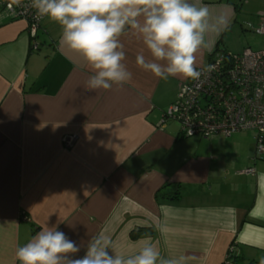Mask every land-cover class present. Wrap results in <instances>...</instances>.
<instances>
[{"label": "crops", "instance_id": "1", "mask_svg": "<svg viewBox=\"0 0 264 264\" xmlns=\"http://www.w3.org/2000/svg\"><path fill=\"white\" fill-rule=\"evenodd\" d=\"M201 2L229 25L209 36L198 68L216 49L264 50V36L251 32L264 21V0ZM38 35L39 45L0 6V264H19L16 249L54 225L81 246L77 258L104 232L123 255L150 237L184 264H224L228 255L259 264L264 153L257 156L255 133L193 136L196 148H175L190 137L165 114L187 80L139 68L137 54H150L136 30L120 37L131 81L95 92L84 89L91 69L61 44L60 26L45 19ZM165 185L162 195L178 188L179 198L159 197Z\"/></svg>", "mask_w": 264, "mask_h": 264}, {"label": "clouds", "instance_id": "2", "mask_svg": "<svg viewBox=\"0 0 264 264\" xmlns=\"http://www.w3.org/2000/svg\"><path fill=\"white\" fill-rule=\"evenodd\" d=\"M37 19L60 26V42L80 56L91 69L86 91L111 90L131 81L126 51L120 37L136 30L150 58L136 56V65L155 77L197 81L211 73L213 65L198 70L197 53L210 47L209 36L218 35L229 18L213 14L201 0H31ZM81 246L58 226H45L15 251L19 264H184L185 257L165 258L146 238L131 255L114 250L111 237L100 232ZM264 264V256L259 258Z\"/></svg>", "mask_w": 264, "mask_h": 264}, {"label": "built area", "instance_id": "3", "mask_svg": "<svg viewBox=\"0 0 264 264\" xmlns=\"http://www.w3.org/2000/svg\"><path fill=\"white\" fill-rule=\"evenodd\" d=\"M0 6L11 19L25 21L37 43L35 33L45 19L36 18L31 0H0ZM251 32L264 36V21ZM207 65H213L214 70L182 85L177 100L166 111L165 120L180 123L182 135L186 137H230L240 132H254L257 156L261 157L264 153V50L247 49L236 55L216 49ZM74 141L72 136L64 138L67 146ZM246 173L252 174L254 170L249 168ZM231 257L228 255L224 264H233Z\"/></svg>", "mask_w": 264, "mask_h": 264}, {"label": "rangeland", "instance_id": "4", "mask_svg": "<svg viewBox=\"0 0 264 264\" xmlns=\"http://www.w3.org/2000/svg\"><path fill=\"white\" fill-rule=\"evenodd\" d=\"M170 121H173L171 122L172 125L178 129V130H181V125L180 123H178L177 121H174V120H170ZM221 138V137H220ZM185 140V141H184ZM195 140V138L193 137H190V138H186V139H181L175 148H180V147H186V148H196V145H194L193 141ZM199 140V139H198Z\"/></svg>", "mask_w": 264, "mask_h": 264}, {"label": "trees", "instance_id": "5", "mask_svg": "<svg viewBox=\"0 0 264 264\" xmlns=\"http://www.w3.org/2000/svg\"><path fill=\"white\" fill-rule=\"evenodd\" d=\"M183 137H186V136H183ZM168 187L169 185H165L163 188H161L160 191H158V196L160 197L162 195L161 194L162 190ZM166 196L169 197V200L178 199L180 196V191L178 188L171 189L169 193L162 195V197H166Z\"/></svg>", "mask_w": 264, "mask_h": 264}, {"label": "water", "instance_id": "6", "mask_svg": "<svg viewBox=\"0 0 264 264\" xmlns=\"http://www.w3.org/2000/svg\"><path fill=\"white\" fill-rule=\"evenodd\" d=\"M38 39H39V35H38V31H37V33H35V40L38 41Z\"/></svg>", "mask_w": 264, "mask_h": 264}]
</instances>
